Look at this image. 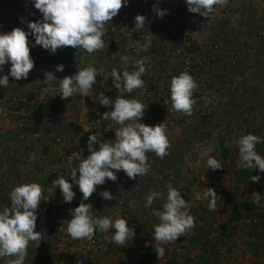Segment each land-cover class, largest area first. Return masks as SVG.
<instances>
[{
  "label": "rangeland",
  "instance_id": "rangeland-1",
  "mask_svg": "<svg viewBox=\"0 0 264 264\" xmlns=\"http://www.w3.org/2000/svg\"><path fill=\"white\" fill-rule=\"evenodd\" d=\"M27 4L22 0H0V32L5 31L2 30L4 20L9 21L11 31L18 27L17 22L22 23V18L28 21L32 15L34 16L27 14L28 17L18 13L16 16L9 13V11L13 13L14 10H24L23 7ZM180 10H176L175 15L170 16L172 22L167 25L171 28H167L160 36L149 39V41H161L162 45L158 47L159 52L156 53L159 59H151L145 65L147 71L142 76L144 87L135 89L131 94L123 93L125 98L135 97L145 105L146 111L142 122L153 126L165 123L170 141L167 150L169 154L161 159L155 153L149 152L146 154L151 165L148 174L131 179L121 171L117 174V181L113 182L117 186L111 184L108 185V189H98L97 186L96 191L91 195L92 215L109 216L113 219L125 218L128 220V226L134 228L135 236L128 243L126 242L122 254L117 257L112 254L113 243L102 238L103 233L97 230L95 234L105 243L107 250L93 251L91 253L93 264L159 263L157 261L160 258L156 253L157 242L153 239L152 233H154L153 226L159 223L154 212L161 209L163 200H156L151 208H147L144 198L151 189L162 191L166 196L164 186L167 183H172L181 191L182 197L189 204L195 226L176 241L160 246L165 245V251H173L174 248L170 250L171 247L179 246L182 255H185L180 259L181 264L200 261L203 253L212 245L224 246L225 242L221 236L224 223H218L215 221L216 218H213L212 212L208 210L207 201L202 199L203 191L206 187H212L219 196L223 195L220 196V200L231 197L232 192H234L232 197H235V189H227V191L224 189L225 185L231 187V184L237 182L235 180L237 178L231 175L239 164L236 140L242 135L241 133H252L264 138V0H228L224 6L215 5L214 12L205 17L188 12L186 4ZM121 19L120 16L115 17L114 24L115 26L119 24V27L116 28L117 33L114 36L117 42H123L124 45L122 44L121 50L117 49L116 52L119 57L128 56L133 59L144 49L145 36H141V32L134 35V32L129 31L130 34H124V31H119V28L124 26ZM12 23L17 26H13ZM21 27L19 25V28ZM103 39L105 42L103 49L89 54L83 53L84 51L78 52V49L71 47L68 54L70 57L81 56L79 61L74 60L78 65L91 64L97 69L99 66L103 69L104 63L97 65L99 61L95 57L100 56L101 60H104L108 50L116 48L113 46V41ZM138 39H141L142 46L138 53L133 54L129 51V46ZM202 58H206V61H201ZM186 60L192 69L190 75L198 85L193 91L192 98L195 103L191 116L172 109L169 91L172 76L182 72ZM42 66L47 67L46 65L40 67ZM51 66L50 64L49 67ZM73 68L71 66L68 70L70 75L75 74ZM112 68L122 70L119 66ZM108 82L107 79L96 81V91L89 97L79 93L70 97L69 100L80 101L82 113L65 114L69 122L59 123V135L54 139L49 158L44 157L37 161L39 164L33 175L35 181L33 179L32 181L41 185L44 197L51 199L52 203L47 207L44 202L40 203L35 231L41 233L42 240L40 243L36 241L29 243L24 264H78L81 255L78 247L86 239H72L66 228L67 220L71 218L70 210L82 201V193L74 186L73 191L76 193L74 199L71 203H64L59 188L52 189L50 186L46 188L44 182H52L58 175L70 179L71 169L80 163L78 157L72 159V155L81 154L82 158L89 155L88 151L84 150L87 149L89 135L100 132L103 140L115 138L114 130L119 125L111 120H102V114L109 108L100 104L98 92L102 91L113 99L121 93ZM51 86L57 87L55 91H58L52 97L56 108L52 111L53 117L62 120L60 108L63 109L67 99H61L59 85ZM2 117L3 115H0V120ZM256 123L260 125L256 126ZM4 143V138L0 134V153H4ZM257 147L264 151V143L257 144L256 150ZM82 149L83 152L80 153L79 150ZM209 155L218 159L222 165L221 169L213 171L206 168V159ZM12 160L14 161V158L6 159L9 168H13ZM29 160L34 161V159ZM2 163L5 162H2L0 155V171L3 167ZM8 167L9 175L6 180L0 175V210L10 205L9 193L17 186V182L22 184L17 176L18 170L13 171ZM104 190L110 191L114 199H103L99 193ZM52 211L56 213L52 214ZM149 222L151 224H148ZM214 223L217 225L215 228ZM249 227L253 226L248 221L239 225V234L244 235L243 241H245L244 237L249 236ZM56 233H59L58 238L55 236ZM140 233L150 237L149 243L145 238L140 237ZM211 233H213L212 237ZM183 249L187 252L193 251L192 256H187L188 253ZM198 249L200 252L196 253ZM168 256L172 257V254ZM7 259H0V264H7ZM61 260L63 263L60 262ZM169 260L172 258H167L165 263Z\"/></svg>",
  "mask_w": 264,
  "mask_h": 264
},
{
  "label": "clouds",
  "instance_id": "clouds-1",
  "mask_svg": "<svg viewBox=\"0 0 264 264\" xmlns=\"http://www.w3.org/2000/svg\"><path fill=\"white\" fill-rule=\"evenodd\" d=\"M35 9L39 10L42 18L33 21H24L28 32L17 27L9 32H0V73L4 72V65L10 64L8 73L0 75V87H7L9 78L19 81L27 79L29 72L34 68V61L30 56L29 37L33 38L32 47L40 46L55 54L58 49L67 46L89 54L105 47V25L118 15L122 6H127L129 0H30ZM187 11L207 16L214 12V6H224L228 0H184ZM159 18L167 14L166 9H156ZM146 21L143 15H136L134 29H142ZM138 42V41H137ZM148 45L143 50H147ZM125 67L122 70L112 68L108 74L112 78L114 87L121 95L110 98L101 92L99 102L109 108L102 114V120H111L119 127L115 128V138L101 139V133L95 132L88 137L87 151L89 155L78 159L80 163L71 169L70 179L58 175L52 180V189L59 188L64 203H71L76 193L73 187H78L82 193V201L77 207L70 210L71 218L67 220L66 231L75 240H91L98 230L100 233L112 232L106 236L109 243L123 246L135 236L133 227L128 226V220L109 216L94 217L93 206L87 203L89 197L96 191L97 186L106 181L115 182L117 174L123 171L127 177L136 179L144 176L151 170L148 163L149 152L155 153L161 159L167 156L170 141L165 123L148 125L143 121L145 105L137 98H125L123 93L131 94L135 89L144 87L142 76L146 73L147 58L133 62L134 69L129 71L126 65L129 58L123 56ZM64 65L56 66V72H62ZM103 70L94 65L79 68L70 76L59 79V95L61 99H68L79 93L91 96L93 85ZM58 80L50 71L44 73V85ZM197 83L187 72L172 76L169 85L172 109L191 116L195 103L193 91ZM47 90V88L45 89ZM110 106V107H109ZM264 143V138L252 133L241 135L236 140L239 154V167L257 170V175L251 176V181L258 183L264 174V156H261L256 145ZM98 146V147H97ZM83 149L81 150V153ZM206 168L213 171L221 169L222 165L217 158L209 155L206 159ZM79 173V175H77ZM155 175V173H153ZM164 192L151 189L145 196V207L151 208L154 201L163 200L160 210L154 212L159 223L153 226V239L156 243V253L159 258L165 254V243L174 242L195 226L194 217L190 214L189 204L182 197L181 191L172 183L165 186ZM99 195L105 200H112L114 196L108 190ZM253 204H260L264 194L252 193ZM10 205L0 210V259L8 258L7 264H24L27 247L30 242L42 240L41 233L35 231L37 210L44 198V190L36 182L18 184L9 193ZM202 199L207 201L208 210L217 211V202L220 196L212 187H206ZM38 243V245H39ZM37 245V246H38Z\"/></svg>",
  "mask_w": 264,
  "mask_h": 264
},
{
  "label": "crops",
  "instance_id": "crops-1",
  "mask_svg": "<svg viewBox=\"0 0 264 264\" xmlns=\"http://www.w3.org/2000/svg\"><path fill=\"white\" fill-rule=\"evenodd\" d=\"M22 1L23 3H28L27 6L23 7L24 10H14L13 13L9 11V13L13 15L15 14L16 16L17 13L18 15L28 14L30 16L31 14H34V16L32 15L33 19H31V16L30 20H28L33 22L42 18V14L39 12V10L34 8L30 0ZM183 5H185L184 0H129L127 6L121 7L118 15L116 16H120L122 18L123 14H127L129 15V18L126 20L121 19L124 23V26L120 27L119 31H124V34H130L129 31L134 32V35L141 32L140 35L143 37L145 36L143 38L144 46L148 45L147 50H142L138 57H133V59H130L129 57L128 64L126 65L129 71H132L134 69L133 62L135 60L146 57L147 64L149 63V61H151V59H159V56H156V53L159 52L158 47L160 48L162 43L161 41H149V39L153 36H160L164 33V31H166L167 28H171L169 27L170 25H167V23L172 22L171 15L174 16L176 10H180ZM157 8L161 10H167V14L164 15L162 19L157 15ZM138 14L146 17V21L142 29H134L135 17ZM115 17H113L110 24L105 25L106 30L103 38H105L106 41H113V46H115L116 48L109 49L107 53L108 55L104 56V60H101L100 56L98 58L97 56L95 57L99 61L97 65H101L104 63V68H107V66L109 67L107 69H112V66H119L120 69H123L125 67L121 59L122 57H119L118 53L116 52L117 49L121 50L120 46L123 44V42H117L114 36L115 33H117L116 28L119 27V24H117L116 26L114 24L116 21ZM8 22L9 21L6 22L5 20L2 22V30H5L6 32L10 31V28H12L11 25H9L10 23ZM16 24L18 25V27L19 25H21V29H23L24 31H29L26 23L20 24L17 22ZM14 25L15 24H13V26ZM17 25H15V27ZM32 42L33 38L29 37L30 56L34 61L35 66L29 72L27 79H21L17 81L14 78L10 77L8 86L0 87V108H2L4 111L3 117L0 120V134H2L5 142V150H3L4 153H0L2 162H5L2 163L3 167L0 171V175L4 178L3 180H6V177L9 175V173L7 172L8 165L6 164L8 163V161H6V159L14 158V161L12 160L14 163L13 168H8L10 170L12 169L13 171L18 170L17 176L21 179L22 183H28L29 181H32V179L34 180L33 175L36 173L35 169L39 164L37 162L39 161L38 159L41 160L44 157L49 158L50 152H52V147L54 145V139H56V136L59 135V127L61 122H69L65 114L77 115L78 112L82 113L83 109L80 101H73L69 100L70 98H68L63 109L59 107L62 111L60 113V117H62V120H58L57 117L54 118L53 113L51 116H47L50 110L53 111L54 109H56L53 103L54 98L52 97H54L58 91H55L57 90V87L51 85H59V79H63L65 76H70L68 70L71 68L66 67L67 63H71L73 65L75 61L77 62V60H80L81 56L70 57L68 54V50L71 49V46L58 49L55 54H51L48 50H45L40 46L32 47ZM154 47H157V49H155ZM70 59H73V61ZM50 64L52 65L51 67H49ZM60 64L64 65V70L62 72H56V66ZM41 65H46L47 67H40ZM9 67L10 64L4 65V72L0 73V75L7 74ZM46 68L47 71L53 72L55 74V77L58 79L52 81L50 86L37 83L38 80L43 81L44 71L46 72ZM99 68L101 67L99 66ZM46 88L47 90H45ZM19 97L23 98L24 101H20ZM45 101L47 104H45ZM45 108L46 110H48V112L46 114H43L45 112ZM57 121L60 124H57ZM258 125H260V123H256V126ZM241 134L243 135L247 133ZM6 145H8V147ZM10 149L13 150L11 151ZM257 152L261 156H264V151L260 150L259 148L257 149ZM29 159H34V161L30 162ZM27 160H29V162L25 163ZM236 170L240 171V175H236L235 177L233 175V171L231 175L234 178H237L235 179L237 180V182L231 184V187L225 185L226 188L224 189V191H227V189H235V197H232V195H234V192H232L231 197L229 196L227 199H223L221 197L222 200H219V204L217 203V211H211L213 214V218H216L215 221H217L218 223H224V228L222 229L223 231H221V233H223L221 236L223 237V240L225 242L224 246L222 247L216 246V251L219 255L213 262V264H264L260 261V257L264 253V226L260 225L249 227V243L243 241V234H239V225L242 224V222L247 221L249 217H251L252 215L264 217V199L261 200L260 204H253L252 197L253 192L264 194V174H260L261 180L258 183H254L250 179L252 175L258 174V169L251 170L241 168L238 164L236 165ZM241 171L243 173L242 176ZM46 179L48 180V178ZM111 184L117 186L116 183H113V181L109 180L106 181L105 184L99 185L98 189H108V185ZM1 185L3 186V184ZM45 186L46 188L49 186L51 188V182L45 181L44 187ZM220 196L223 195L220 194ZM235 202H245L247 203L248 207L240 209L238 219H231V208ZM131 214L134 215L133 213ZM148 224L151 223L149 222ZM139 235L146 234L140 233ZM182 236L183 235H181L179 238H181ZM163 247H165V245H163ZM172 248H174L173 251H165V254L163 256L164 258H160L157 261L159 262L158 264H165L167 258H172L176 260V264H181L180 259L185 255H182L183 253L179 246H173L170 248V250ZM199 250L200 249L196 250L195 252H200ZM183 251L190 254H187V256H192L193 251L187 252L186 249H183ZM169 254H172V257H169ZM223 259L224 262H222ZM197 262L199 261L197 260L193 264H196Z\"/></svg>",
  "mask_w": 264,
  "mask_h": 264
},
{
  "label": "built area",
  "instance_id": "built-area-1",
  "mask_svg": "<svg viewBox=\"0 0 264 264\" xmlns=\"http://www.w3.org/2000/svg\"><path fill=\"white\" fill-rule=\"evenodd\" d=\"M129 17H128V15L127 14H123V16H122V19H124V20H126V19H128ZM111 23V21H109V22H107L106 24H110ZM228 36H230V35H228ZM138 41V42H137ZM141 46H142V41H141V39H138V40H136V41H134V43H132V44H130V46H129V51L131 52V53H138L139 52V50H140V48H141ZM201 61H206V58H202L201 59ZM201 61H199V63H201ZM71 66L72 67H74L73 69H74V71H75V73L78 71V69L79 68H83V67H86V65H78L77 63H74L73 65L71 64V63H67V68H71ZM107 68H109V67H107ZM107 68H103L102 70H103V75H98V77H97V81H104V80H108L109 82V85L111 86V87H114V85H113V83H112V78L108 75L110 72H111V70L112 69H107ZM98 70H101V68H98ZM191 66H190V64L188 63V61L186 60V64H185V66L182 68V72H185V71H187L189 74H190V72H191ZM95 85L96 84H94L93 85V91H92V94H94L95 93ZM115 88V87H114ZM102 91H99L98 92V94H100ZM104 93V92H103ZM86 97H89V96H86ZM19 100L20 101H24V99L23 98H21V97H19ZM3 113H4V111H3V109L2 108H0V115H3ZM97 115H99V114H97ZM65 134H67V132H65ZM78 148H81L80 146H78ZM84 150H86L87 151V149H84ZM79 152L81 153V150H79ZM78 157V154H73L72 155V159L73 158H77ZM61 173H63L62 171H61ZM65 173V172H64ZM35 175V174H34ZM19 183L17 182V185H18ZM47 190V189H46ZM45 199H47V201H42V202H44L45 204V206L47 207V206H49V204L50 203H52V200L51 199H48V197H44ZM91 200H92V197L90 196L89 197V200L87 201V203H91ZM60 205H62V204H60ZM56 212H53L52 211V214H55ZM116 215V214H115ZM94 216V215H93ZM252 226H260V225H263L264 226V217H261V216H257V215H252L251 217H249L248 218V220H247ZM132 226H134V223L132 222ZM217 225H216V223H214V225H213V227L215 228ZM112 235V232H110V233H103L101 236H102V238H105L106 239V236H111ZM55 236L58 238L59 237V233H56L55 234ZM54 236V237H55ZM210 236L212 237L213 236V233H211L210 234ZM140 237H143V238H145L146 239V242L147 243H149V240H150V237L149 236H147V235H140ZM244 240L247 242V243H249V241H250V236H246V237H244ZM151 242V241H150ZM113 245V251H112V254L113 255H115V256H120L121 254H122V252H123V249H124V247H125V245H123V246H116L114 243L112 244ZM107 250V247H106V245H105V243L104 242H102L101 241V239H99V236L98 235H94L93 236V238L91 239V240H88V239H86L85 241H84V243L83 244H81L79 247H78V251H80V253H81V255H80V257H79V259H78V264H93V261H92V259H91V253L93 252V251H99V252H105ZM236 253V252H235ZM260 261L262 262V263H264V253L261 255V257H260ZM61 263H63V261L61 260L60 261ZM233 262H235V261H233ZM237 264V263H236Z\"/></svg>",
  "mask_w": 264,
  "mask_h": 264
},
{
  "label": "trees",
  "instance_id": "trees-1",
  "mask_svg": "<svg viewBox=\"0 0 264 264\" xmlns=\"http://www.w3.org/2000/svg\"><path fill=\"white\" fill-rule=\"evenodd\" d=\"M48 101V100H47ZM49 102V101H48ZM45 104L46 101H45ZM46 107V106H45ZM44 112V111H43ZM48 112V110H46L45 108V112L43 114H46ZM52 115V111L50 110L49 114L47 115L48 117ZM57 124H59V122L57 121ZM233 175L236 177L240 175V171L239 170H235L233 171ZM243 175L242 171H241V176ZM247 203L245 202H235L231 208V219H238L239 217V211L240 209L243 208H247ZM210 247V246H209ZM207 253V254H206ZM218 252L216 251V245H212L210 248H208L205 253H203L202 255V259L199 261V263L197 264H213V262L216 260V258L218 257ZM2 260V259H1ZM165 264H176V260L172 259L167 261V263Z\"/></svg>",
  "mask_w": 264,
  "mask_h": 264
}]
</instances>
